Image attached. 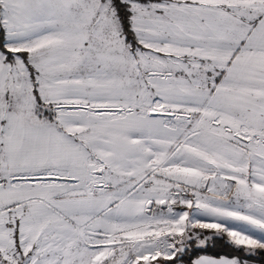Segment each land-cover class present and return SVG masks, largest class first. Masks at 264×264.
Masks as SVG:
<instances>
[{
  "label": "snow or ice",
  "instance_id": "6c2138e0",
  "mask_svg": "<svg viewBox=\"0 0 264 264\" xmlns=\"http://www.w3.org/2000/svg\"><path fill=\"white\" fill-rule=\"evenodd\" d=\"M0 264H264V0H0Z\"/></svg>",
  "mask_w": 264,
  "mask_h": 264
}]
</instances>
